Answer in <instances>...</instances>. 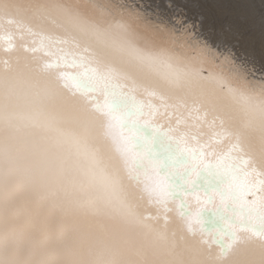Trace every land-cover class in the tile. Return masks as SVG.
Returning <instances> with one entry per match:
<instances>
[{"label":"bare ground","instance_id":"1","mask_svg":"<svg viewBox=\"0 0 264 264\" xmlns=\"http://www.w3.org/2000/svg\"><path fill=\"white\" fill-rule=\"evenodd\" d=\"M155 1L109 2L131 19L100 22L97 14L53 1L0 0V32L14 34L13 49L0 52V264H264V80L256 77L257 91L250 92L214 76L202 60L173 53L171 43L182 44L183 36L178 40L175 33L204 28L181 19L200 0ZM234 25L215 22L221 46L232 45ZM29 31L64 38L118 74L136 99L153 103L157 130L177 121L169 134L182 135L186 146L201 152L197 168L209 166L202 169L209 188L189 200L187 217L173 199L185 201L182 189L170 198L157 165L145 177L139 168L135 180L127 142L113 121L84 110L88 104L81 108L77 95L23 52L18 37H31ZM237 69L236 77L244 78ZM80 150L102 177V196L78 193L49 166L51 158ZM195 166L190 178L201 174ZM202 189L211 195L209 203ZM201 210H211V226H219L216 234L226 243L223 252L211 239V226L204 231L195 221Z\"/></svg>","mask_w":264,"mask_h":264},{"label":"water","instance_id":"2","mask_svg":"<svg viewBox=\"0 0 264 264\" xmlns=\"http://www.w3.org/2000/svg\"><path fill=\"white\" fill-rule=\"evenodd\" d=\"M123 4L125 3L123 2ZM13 35L11 31L0 32V52L8 53L13 49ZM29 36L31 37L27 39L18 37L23 42L21 47L23 52L32 56L42 71L54 74L60 82L61 89H67L69 93L77 95L81 108L88 104L89 106L84 110L96 112L100 117L106 114L113 121L112 124L123 136L122 139L127 142V150L131 155L134 168L132 176L135 180L139 181V168L143 169L141 175L145 177L147 172L150 174L149 170L157 165L158 175L162 176L168 184L167 188L164 187L163 190H167L170 198L176 197L179 194L176 192L182 189L185 201L181 199V196L173 199L178 200L179 215L187 217L191 213L189 200L194 198L200 188H209L204 185L206 178L202 173V169H207L209 166L208 162H201V167L197 168L194 163L202 161V156L197 154L201 152L186 146L182 135L178 138L169 134V130L176 128L177 121L170 127L157 130L158 124L154 123L151 118L156 112L153 103L148 101L143 103L142 100L136 99L134 89L119 81L121 77L118 74L114 75L108 68H101L91 56L77 50L75 45L68 43V40L64 38H51L45 33H33V31H29ZM87 51L90 49L87 48ZM142 106H146L145 111H141ZM142 113L144 114L141 115ZM174 151L177 152L176 157ZM179 165H182L180 169ZM191 166H195L201 172L200 176L190 178L189 175L193 173ZM186 181L194 183V186H185ZM213 187L212 184L211 189ZM202 193V197H206L209 203L211 195L206 192V189H202ZM230 207L231 205L227 204L226 209ZM237 209L235 207L234 210ZM198 212H196L195 221L200 222L202 230L210 231L209 228L213 224L211 223L213 218L211 210ZM256 212L259 213V211ZM258 225L259 223L256 221L254 226ZM212 228L216 230L212 231ZM260 228L264 230V225ZM227 230L230 231V237H233V232L229 228ZM216 231H219V226L217 227L215 223L214 227L211 226V239L223 252L226 249V243L222 241L221 236L216 234ZM230 237L228 239L232 242L233 238Z\"/></svg>","mask_w":264,"mask_h":264},{"label":"rangeland","instance_id":"3","mask_svg":"<svg viewBox=\"0 0 264 264\" xmlns=\"http://www.w3.org/2000/svg\"><path fill=\"white\" fill-rule=\"evenodd\" d=\"M47 1L57 2L60 5L68 6L74 10H79L80 12L83 11L86 14H90V15L97 14L99 15L98 20L100 22H115L117 17L118 18L120 17L126 21L131 19L130 16L124 17V16H120V12L117 11L114 12V8L117 5L112 6L111 4H109V2L122 4L127 0H47ZM157 1L159 0H156L155 3H158ZM190 1L192 2V0H189L188 3H190ZM193 2H195V5L196 3L197 4L199 3L198 0L196 1L193 0ZM193 2L191 4H194ZM128 3L131 2L129 1ZM135 4L139 5V7L143 6L138 2ZM199 5L201 6L202 9H200V6L199 8L198 6H196L197 8L194 7V9L191 10V12L187 11V14L186 12L185 13L182 12L181 19L182 22H188L192 25L195 24V26L197 27L204 26V28L199 27V29L197 28L191 29L190 27L186 31L184 30L182 33L181 32L175 33L177 39L180 38L178 35L183 34V36L181 37L182 44L177 45L175 44L176 41H173L171 43L172 47H170V50L176 55H180L184 59H186V57H191L192 59L195 60V62L192 63H199V61L202 60L203 64L207 65V68H209L210 73H212L214 76L220 79L226 80L227 82L230 83V85H233L232 83H234L235 87L236 86L244 87L247 88L246 90L250 92L257 91V87H255L254 85L258 84L259 82L258 80H255V78L260 77L261 80H264V63H263L264 62V53H263L264 24L262 25L261 23L264 22V0H202V1L200 0ZM259 6L262 10H260ZM180 8L181 7H178L177 10H179ZM195 9L197 11H195ZM201 11L204 12L202 13ZM134 20L132 22H134ZM201 22L202 23L208 22L206 24L208 26H206L205 28V24L202 25ZM215 22H222L223 25H229L231 22H234V24H236L234 25L236 27L235 28L236 30L234 35L232 36V38L234 39H231L233 41L232 45L228 46V48L230 49H228L226 46H221V43H218V41L216 40V34L214 33ZM185 25H189V24L186 23ZM240 25L242 26L240 27ZM258 31L261 33H258ZM202 36L205 38L203 39ZM185 37H187L186 38L187 40L185 39ZM255 37H257L256 40H254ZM260 37L262 41H260L261 40ZM176 38L174 40H177ZM200 40H202L203 42ZM218 46H221V49ZM216 47H218L219 49ZM202 49L205 50L208 54ZM206 49L210 50L211 54ZM258 53H260L261 55ZM237 68H240L245 72L246 75L244 76V78L236 77L235 74L238 72ZM260 94H262L261 95L263 98L262 101L264 102V93L260 91ZM179 239L182 241L184 240V237L180 236Z\"/></svg>","mask_w":264,"mask_h":264},{"label":"clouds","instance_id":"4","mask_svg":"<svg viewBox=\"0 0 264 264\" xmlns=\"http://www.w3.org/2000/svg\"><path fill=\"white\" fill-rule=\"evenodd\" d=\"M49 166L54 171H60L63 180L78 193L99 197L105 191L102 177L89 159L86 150L66 154L59 160L53 157L50 159ZM87 264H111V262L96 260L89 261ZM122 264H134V262L126 260Z\"/></svg>","mask_w":264,"mask_h":264}]
</instances>
